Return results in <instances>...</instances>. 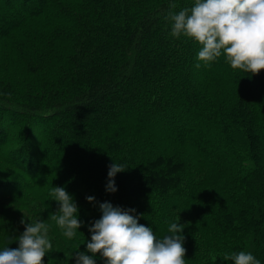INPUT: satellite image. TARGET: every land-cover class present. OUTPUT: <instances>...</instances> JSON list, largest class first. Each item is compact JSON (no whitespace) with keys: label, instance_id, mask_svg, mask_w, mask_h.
Instances as JSON below:
<instances>
[{"label":"trees","instance_id":"obj_1","mask_svg":"<svg viewBox=\"0 0 264 264\" xmlns=\"http://www.w3.org/2000/svg\"><path fill=\"white\" fill-rule=\"evenodd\" d=\"M12 1L0 0V250L41 220L44 264H76L110 202L157 238L184 224L186 264L239 251L264 264V70L223 55L196 68L201 46L166 19L194 0ZM115 162L127 169L109 192ZM55 186L78 205L71 239L50 219Z\"/></svg>","mask_w":264,"mask_h":264},{"label":"clouds","instance_id":"obj_2","mask_svg":"<svg viewBox=\"0 0 264 264\" xmlns=\"http://www.w3.org/2000/svg\"><path fill=\"white\" fill-rule=\"evenodd\" d=\"M175 8L176 4L170 3V9ZM166 19L171 22L172 36L183 34L201 46L198 60L205 66L223 55L233 69L251 75L264 70V0H194L191 7L169 11ZM126 169L116 162L109 165L107 191L117 190L114 178ZM50 196L60 205L50 219L64 236L75 237L82 225L78 205L64 187L55 186ZM86 199L95 201L93 196ZM99 208L102 216L89 226L92 235L87 250L92 256L76 252V264H96L93 256L98 253L106 264H186L184 224L171 223L170 234L157 238L151 227L130 214L135 209L124 210L110 202L100 203ZM49 230L50 225L41 220L27 223L25 231L16 237L19 246L0 250V264H44L45 256L53 251ZM222 258L233 264H261L251 251L226 253Z\"/></svg>","mask_w":264,"mask_h":264},{"label":"rangeland","instance_id":"obj_3","mask_svg":"<svg viewBox=\"0 0 264 264\" xmlns=\"http://www.w3.org/2000/svg\"><path fill=\"white\" fill-rule=\"evenodd\" d=\"M38 1H39V0H37V3H38ZM12 2H13V3H15V1H14V0H13ZM16 6H17V5H16ZM197 63H199V64H200V60H198V59H197V62H196V64H197ZM196 68H197V67H196ZM61 122H63V121H60V122L58 121V123H61Z\"/></svg>","mask_w":264,"mask_h":264}]
</instances>
